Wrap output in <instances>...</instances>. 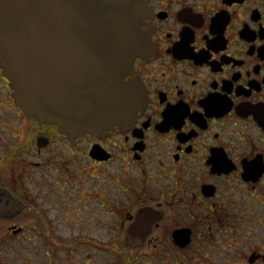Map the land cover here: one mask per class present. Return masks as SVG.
Instances as JSON below:
<instances>
[{
  "label": "flooded vegetation",
  "instance_id": "1",
  "mask_svg": "<svg viewBox=\"0 0 264 264\" xmlns=\"http://www.w3.org/2000/svg\"><path fill=\"white\" fill-rule=\"evenodd\" d=\"M142 1L131 124L69 137L0 67V264H264V0Z\"/></svg>",
  "mask_w": 264,
  "mask_h": 264
},
{
  "label": "water",
  "instance_id": "2",
  "mask_svg": "<svg viewBox=\"0 0 264 264\" xmlns=\"http://www.w3.org/2000/svg\"><path fill=\"white\" fill-rule=\"evenodd\" d=\"M142 0H0V67L18 106L69 137L135 121L125 77L146 50Z\"/></svg>",
  "mask_w": 264,
  "mask_h": 264
}]
</instances>
